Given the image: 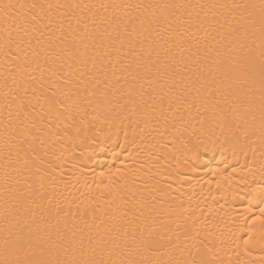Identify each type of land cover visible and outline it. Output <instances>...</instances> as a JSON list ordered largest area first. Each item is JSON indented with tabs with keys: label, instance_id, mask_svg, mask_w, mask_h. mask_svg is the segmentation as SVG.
<instances>
[{
	"label": "snow or ice",
	"instance_id": "snow-or-ice-1",
	"mask_svg": "<svg viewBox=\"0 0 264 264\" xmlns=\"http://www.w3.org/2000/svg\"><path fill=\"white\" fill-rule=\"evenodd\" d=\"M117 122L143 167L68 199L47 158L66 130ZM216 127L220 146L259 133L264 155V0H0V264H224L205 243L223 234L157 179L161 159H195ZM243 225L230 235L264 250Z\"/></svg>",
	"mask_w": 264,
	"mask_h": 264
},
{
	"label": "bare ground",
	"instance_id": "bare-ground-1",
	"mask_svg": "<svg viewBox=\"0 0 264 264\" xmlns=\"http://www.w3.org/2000/svg\"><path fill=\"white\" fill-rule=\"evenodd\" d=\"M78 2L99 3L101 0H78ZM103 2H110V0H103ZM130 2H136V0H130ZM159 2H189V0H159ZM191 2H215V0H191ZM224 2L242 3L246 0H224ZM88 119L90 120L91 116ZM128 127L131 128L132 125L129 124ZM66 131L68 137L56 145L55 155H50L47 159L54 164L57 174L62 173L66 180H71L67 191L63 188L61 191H64V195L70 200L73 196L76 197L77 204L87 201L89 195L95 197L101 194L105 185L109 183V168L112 170V179L123 183L116 173L117 168L124 171L134 166L143 167V163L136 160L133 146L125 137V132L130 134L131 129L123 128L118 122L111 129L104 124L99 128L96 125L81 127L79 133L75 128ZM102 131L105 135H101ZM225 134L230 135L226 129ZM224 139L225 136L221 134L220 127H216L214 134L209 132L199 137L200 149L195 159L191 158V152L184 157L187 162H183L182 159L179 166L175 160L161 159L157 179L165 186L170 185L172 195L179 196L184 201L186 214L194 213L200 221L207 218L208 227L217 236L223 234V239L226 241L224 245H219L218 241L206 240L205 243L209 247H221L222 250L216 255L224 264H264V250L259 243H256L254 247L245 248L242 240L234 239L229 233L233 224L243 222L245 230L250 231L257 241L264 234V222H262L264 216L260 213V208L264 207V174H260L261 166L264 165V155L261 154L259 133L249 140L241 138L236 141L233 138L229 143L220 146ZM195 141L194 134L188 142L194 145ZM168 143L171 147L172 142ZM153 151L155 153V150ZM152 161L155 164V154ZM213 170H219L218 174H214ZM101 172L106 175L101 176ZM152 172H157L155 166ZM142 176L143 173H140L136 179L137 185L141 187L143 186ZM78 178L80 183L76 182ZM177 188H179L178 193L175 191ZM253 189L258 190L253 192ZM69 192L73 195L69 196ZM189 197L191 201L188 200ZM60 202L63 204V199ZM2 205L3 196L0 193V211H2ZM83 207L84 205L81 204V208ZM65 210H67L66 206ZM72 211H76L75 204ZM201 213H203L202 216ZM257 216H261V220H256ZM2 228L3 221L0 220V230ZM232 232L236 236L248 239L246 232H239L234 228ZM0 243H2V231H0Z\"/></svg>",
	"mask_w": 264,
	"mask_h": 264
},
{
	"label": "clouds",
	"instance_id": "clouds-1",
	"mask_svg": "<svg viewBox=\"0 0 264 264\" xmlns=\"http://www.w3.org/2000/svg\"><path fill=\"white\" fill-rule=\"evenodd\" d=\"M111 168H109V170H110ZM130 169H127V170H124V171H122L121 173H119L118 174V177H119V180L120 181H123V179H124V177H126L127 175H128V171H129ZM225 179H227V178H225Z\"/></svg>",
	"mask_w": 264,
	"mask_h": 264
}]
</instances>
